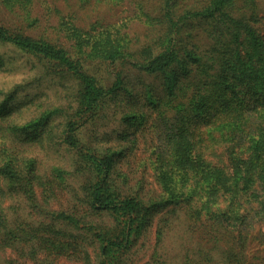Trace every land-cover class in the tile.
<instances>
[{"label":"trees","instance_id":"16d2710c","mask_svg":"<svg viewBox=\"0 0 264 264\" xmlns=\"http://www.w3.org/2000/svg\"><path fill=\"white\" fill-rule=\"evenodd\" d=\"M38 1L0 0L14 20L0 17V44L73 92L26 123L18 106L0 111V264H132L154 226L147 264H251V245L264 243V4L139 0L141 41L83 24L71 0H50L56 20ZM91 64L118 65L108 88ZM110 105L121 125L113 144L100 131ZM18 142L70 151L72 170L42 173ZM67 176L73 203L55 210ZM180 214L198 236L173 258L159 247Z\"/></svg>","mask_w":264,"mask_h":264},{"label":"rangeland","instance_id":"374dc122","mask_svg":"<svg viewBox=\"0 0 264 264\" xmlns=\"http://www.w3.org/2000/svg\"><path fill=\"white\" fill-rule=\"evenodd\" d=\"M50 0H39L38 11L44 13L46 17L56 20V15L52 12ZM73 10L76 11L77 17L83 24H90L95 20H99L103 26L120 30L123 34L129 37L140 38L144 41L147 33V26L142 14L139 16V0H86L82 1L81 5L76 0H71ZM264 4V0H260ZM81 7V8H80ZM0 17L6 23L14 22L12 16L0 6ZM117 32V31H116ZM0 58L3 63L0 64V111H4L5 104L18 106V120L21 123H26L37 118L42 112L52 110L56 107H64L70 104L71 80H59L54 75H48L41 67L40 63L34 57L21 52L11 45L0 44ZM92 68V64L89 65ZM118 66V65H117ZM117 66L105 68L93 66L92 70L99 78V83L104 88H108L114 81V76L111 73L113 68ZM159 85V84H158ZM15 92L12 94V91ZM161 88L158 86V92ZM11 94L15 97L14 101L7 102ZM69 103V104H68ZM107 119L101 127L102 136L107 135L109 144H113L116 140L117 129L121 130L120 122H117V106L110 105L106 109ZM57 122H61L63 118L58 117ZM100 134V135H101ZM107 142V139H106ZM106 142L102 143L103 145ZM18 147L31 150V155L36 157L40 162L42 173L49 172L55 166L60 165L67 171L72 170L70 160L71 152H65L61 147L58 148H39L33 144H23L18 142ZM136 173V177L142 176L141 169L136 165L131 166ZM152 169L147 171L146 180L148 183H154L152 178ZM68 185H64L57 193V198L51 202L52 208L55 210L64 209L68 204L73 203L72 192L77 187V180L74 176H67ZM149 186V185H147ZM170 222L164 228V236L162 244L159 247L160 252L168 250V253L173 258H182L183 253L181 245L191 246V240H197L198 233H190L188 222L183 215L175 217L169 216ZM156 227L154 226L149 235L137 246V253L133 257L132 264H147L149 263L151 254L156 243ZM256 233V232H255ZM194 234V236L192 235ZM142 240V239H141ZM142 246V247H141ZM135 249V250H136ZM248 258L252 261L251 264H264V243L255 242L248 250ZM6 258H12L13 254L7 252ZM217 258V254L214 255Z\"/></svg>","mask_w":264,"mask_h":264}]
</instances>
